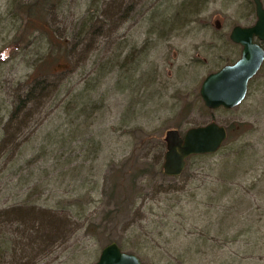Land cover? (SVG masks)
I'll use <instances>...</instances> for the list:
<instances>
[{"label":"rangeland","instance_id":"1","mask_svg":"<svg viewBox=\"0 0 264 264\" xmlns=\"http://www.w3.org/2000/svg\"><path fill=\"white\" fill-rule=\"evenodd\" d=\"M34 1L0 0V214L58 233L19 264H96L111 242L143 264H264V63L238 107L200 95L254 1L48 0L30 25ZM212 121L222 148L165 175L166 132Z\"/></svg>","mask_w":264,"mask_h":264},{"label":"water","instance_id":"2","mask_svg":"<svg viewBox=\"0 0 264 264\" xmlns=\"http://www.w3.org/2000/svg\"><path fill=\"white\" fill-rule=\"evenodd\" d=\"M253 1L256 23L248 27L235 26L230 34V39L242 46L241 57L235 63L210 73L201 85L200 95L211 110L239 106L247 96L250 80L264 63V5L261 0ZM227 138V128L216 121L192 127L184 134L178 129L168 130L164 138V174L171 177L182 175L189 157L216 153ZM96 264H142V261L134 253L123 252L117 242H111L102 249Z\"/></svg>","mask_w":264,"mask_h":264},{"label":"trees","instance_id":"3","mask_svg":"<svg viewBox=\"0 0 264 264\" xmlns=\"http://www.w3.org/2000/svg\"><path fill=\"white\" fill-rule=\"evenodd\" d=\"M47 1L48 0H36L25 7L22 12L20 11L21 13L27 14V22H29L30 25L37 24V21L34 22V20L31 18L32 14H34V12H37L38 10L40 11V9H43V5L48 4ZM40 94H37L36 97L38 95V97H40ZM228 129H230L231 131V127H229ZM20 214L21 215H12L11 211L0 214V264H10L11 261L9 262L7 260L10 257H12L11 264H13L14 262L16 264H19L22 259H24V256L27 255L26 253L28 251L29 254H32H30L31 256L39 255L43 251V246L45 244L53 243L56 239V233H58V231L57 227H54L55 219H53V216L50 215H46L41 218L38 217L40 221L37 223H40L43 232L36 231V227L34 226L26 227L25 229H21L19 227L14 230L11 229V225L13 223L11 220V216L15 217L19 215V224H23L24 226H29L28 223L30 221V218L34 217V215H31L33 217H30L22 212ZM36 218L31 220H37ZM26 229H28V231H32V233L29 234L27 233V231L25 233ZM47 230L49 232H44ZM34 232L36 233V235H34ZM24 238H26L27 240L26 243H24ZM17 252H20V255H18Z\"/></svg>","mask_w":264,"mask_h":264}]
</instances>
